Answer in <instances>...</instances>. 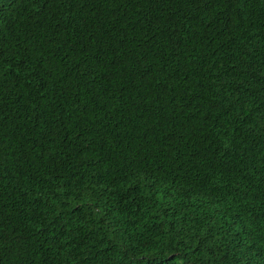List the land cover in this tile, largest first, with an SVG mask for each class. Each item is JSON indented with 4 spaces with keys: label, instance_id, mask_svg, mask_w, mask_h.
<instances>
[{
    "label": "trees",
    "instance_id": "16d2710c",
    "mask_svg": "<svg viewBox=\"0 0 264 264\" xmlns=\"http://www.w3.org/2000/svg\"><path fill=\"white\" fill-rule=\"evenodd\" d=\"M0 264H264V0H0Z\"/></svg>",
    "mask_w": 264,
    "mask_h": 264
}]
</instances>
